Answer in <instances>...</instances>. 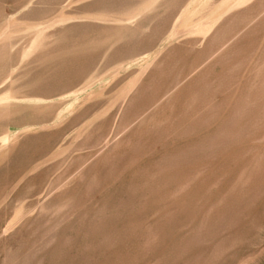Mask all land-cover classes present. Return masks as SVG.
Returning a JSON list of instances; mask_svg holds the SVG:
<instances>
[{"label": "rangeland", "instance_id": "1", "mask_svg": "<svg viewBox=\"0 0 264 264\" xmlns=\"http://www.w3.org/2000/svg\"><path fill=\"white\" fill-rule=\"evenodd\" d=\"M0 264H264V0H0Z\"/></svg>", "mask_w": 264, "mask_h": 264}]
</instances>
